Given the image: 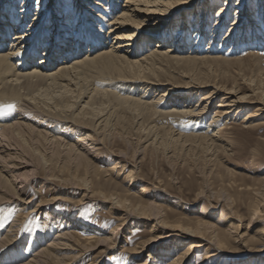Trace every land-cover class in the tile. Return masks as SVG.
Segmentation results:
<instances>
[{"label": "bare ground", "instance_id": "obj_1", "mask_svg": "<svg viewBox=\"0 0 264 264\" xmlns=\"http://www.w3.org/2000/svg\"><path fill=\"white\" fill-rule=\"evenodd\" d=\"M16 1L0 0V7L7 10L5 15L0 13V105H15L13 111L0 115V264H83L91 255L94 256L87 264H107L106 257L118 243V231L134 222L150 229L151 234L148 241L124 250L128 260L136 264H161V255L145 253L155 244L172 240L174 253L183 245L187 247L166 264H188L199 252L205 253V264H226L221 258L224 254L246 248L249 255L261 258L231 264H264V250L260 249L264 244V225L254 231L258 223L264 222V191L259 188L246 189L256 198L244 233L239 229L241 225L219 229L206 220L192 223L182 216L172 220L175 214L160 205L157 196L145 201L130 189L105 193L87 179H74L72 188L82 194L75 206L83 207L86 201L111 206L119 224L107 236L82 223L73 212L71 215L50 211L49 205L69 203L68 199L52 197L32 207L38 191L33 176L36 168L24 151L28 144L43 142L53 147L87 174L95 161L99 163L94 169L96 174L105 175L113 169H104L103 164H113L119 155L108 152L115 160L102 161L100 151L105 142L119 137V125L128 116L131 136L146 144L144 151L150 149L168 160L181 156L191 162L197 158L212 161L230 151L222 136L226 128L217 131L221 122L237 120L252 109L253 113L243 120L244 128L261 127L262 122L258 121L264 119V89L251 87L244 93L237 85L230 89L218 85L215 66L230 61L223 56L210 57L205 53V57H186L185 52L181 56V50L189 44L184 35L176 37L177 21L174 22V16L169 20L168 15L182 13H175L181 9L176 6L187 0H124L123 5L122 0H27L21 8ZM46 1L54 5L51 18V6L46 7ZM198 1L201 0H190L185 8L195 7ZM225 1L218 8L217 17L232 13L230 0ZM260 1L263 8L259 5L257 16L252 14L255 20L251 31L246 32V38L255 41L248 42L249 47L264 45L262 34L253 35L257 33V24L264 22V0ZM34 2L36 10L31 19ZM254 2L249 0V9H255ZM205 4L185 18L196 16V22L188 28L190 34L193 28L195 33H208L207 38L212 41L215 37L211 39L213 34L199 20L203 15L211 20L212 5ZM250 15L244 18L250 19ZM227 17L223 29L229 24ZM165 25L170 29L167 34L161 32ZM215 100L220 102L205 133L198 134L195 127L194 133L185 134L167 127L170 124L163 125L169 118L192 119L209 113ZM121 176L119 173L116 178ZM126 178L129 186L136 189L140 179L136 166ZM29 188L35 193L29 195ZM156 189L165 191L161 187ZM204 193L205 190L197 200L203 199ZM14 213L17 218L10 221L14 222L7 229L5 217L12 219L15 216L9 215Z\"/></svg>", "mask_w": 264, "mask_h": 264}, {"label": "rangeland", "instance_id": "obj_2", "mask_svg": "<svg viewBox=\"0 0 264 264\" xmlns=\"http://www.w3.org/2000/svg\"><path fill=\"white\" fill-rule=\"evenodd\" d=\"M26 1L27 0H17L16 3L21 4L17 7L21 8L27 3ZM189 1L190 0H187V3L185 4H188ZM14 2L15 0H11V3ZM216 2H218L217 5ZM230 2L229 8H231L230 11L232 13H230L228 17L224 14V18L222 16L217 17L218 15H216V12L221 5H225V0H201L192 8H185V4L176 6L181 9H177L175 13L180 12L181 10L182 13L168 15L169 20L174 16V22L177 21L174 23V25L176 24L174 30L176 37L184 35L185 42L189 44L188 47L181 50V56H183V53L185 52L184 56L186 55V57H201V55L202 57H205V55L210 57H215V55L216 57H224V59L226 58L230 61L219 63L215 66L216 75L214 77L217 79L215 80L218 85L226 86L229 89L234 87V85H237L243 89L244 93H247L248 89L251 87L253 89L260 87L261 90H263L264 45L262 47H249L247 45H249L250 42L255 43V41L246 38V35H248L246 32L253 25V21L255 20V18H252V14L257 11L259 5L263 8V4H260V0H255V9L251 10L248 8L249 0H230ZM204 3H206L205 5H212L211 20H209V16L207 15H205V17L203 15L199 20L202 21H200L201 26H204L205 28L208 27V31L214 35L211 37V39L215 37L212 41L207 38L208 33H206V35L201 31L195 33L193 28H190V34L188 28L196 22V16H193V14V17L185 18L187 14L190 15L193 10L198 9ZM44 4L46 7H49L48 5L51 6V18L54 5H51L48 1ZM123 4L124 0L120 1V5ZM31 7L32 13L29 16L33 19L34 10H36L35 2ZM1 12L5 15L7 10H3V7H0V13ZM247 14L250 15V19H248L249 16L244 18ZM255 15L257 16V13ZM226 17L228 18L229 24L223 29L222 27ZM164 27L161 32L166 34L170 32V29H167L166 25ZM56 30H58V27H56ZM249 30L251 31V29ZM258 30H261V32ZM254 31L257 33H254L253 35L262 34V37H264V22L257 24ZM201 34L204 35V37H202ZM197 36H199V38ZM244 38L246 40H244ZM197 39L199 40V43ZM159 45H161V43H159ZM232 45L234 46L232 47ZM197 51L201 52L198 53ZM227 51L231 53L229 54ZM94 54H96V52ZM56 68L57 65L55 66V69ZM250 80L254 82L251 83ZM197 97L201 99V96ZM219 102L220 100L214 101V104L211 107L212 110L210 109L209 113L206 112L207 115L203 114L197 118H185L180 120L169 118L165 120L163 125L167 126L170 124L167 127H172L173 130H179L185 134L194 133V131L198 132V134L205 133V128H208L210 125L209 123L213 119L212 117L216 110L215 106H217ZM251 113H253L252 109L242 113L237 120L221 122L217 131L226 128V130L222 131V136L230 151L227 155L224 153L219 154L215 159H212V161H208L206 158H197V160L191 162L190 159L181 156L177 160H168L160 154H155L150 149L144 151L143 147H145L146 144L133 140L135 137L131 136V128L129 126V120L131 118L128 116H125L126 118L119 125V137H117L116 140L112 141V139H110V141L105 142V147H102L100 151V155H102L103 158L102 161H110L111 159L115 160V158L109 156L108 152L119 155V158H116L117 160L115 162H111L113 164L104 165L102 163L104 169H113L109 170L105 175L96 174L94 169L98 167L99 163L95 161H93L94 163L91 166V172L87 174V172L84 171V168L78 170V167L73 160L67 159L64 155L57 154L53 147H50L43 142H36V145L28 144L24 147V151L27 156L26 159L34 166V168H36V173L34 172L35 174L33 176L35 179L34 184L36 185L35 190L38 191V193H36L37 195L34 197L35 201L32 207H35L42 201H48L52 199V197H60V199L63 198V200L68 199V201H70L69 203L59 201L55 205H49L50 211H52L53 214H64L66 212L71 214L73 212L74 216L85 225L102 231L105 234L111 232L119 224L115 220V213L113 214L111 206L101 203L99 204V202L94 203V201H86V204L83 205V207L75 206V203L82 198V194L78 195V191L72 188L75 186V180L87 179L91 182L93 187L100 189L105 193H123V191L130 189L133 190V193H138V196H141L145 201L151 200V196H157L161 199L158 203L163 207L170 209L172 213L175 214V216L172 217V220L178 219L179 216L190 220L192 223H196L199 220H206L215 223L219 229H226L231 224H233V227L241 225L242 227L239 228L240 231H242V233L247 232L248 225L252 218L251 207L256 196L253 193L248 192L246 189L247 187H251L259 188L261 191H264V182L262 181L264 180V119L261 118L258 121V123L262 122L260 128L245 129V123H243V120ZM195 127L198 128H196L197 131L194 130ZM208 132L212 133V130ZM121 135L123 137H120ZM127 136H131L130 140L126 139ZM123 166L126 167V170H123ZM133 166L137 167L138 176L140 178L136 181V189L129 186V179L126 178ZM229 170L236 172V174L233 175V173H229ZM119 173H122V176L117 179L116 175ZM106 174L111 175L110 177H105ZM157 187H161V189L165 191L157 190ZM30 190H32V188L27 189L29 195L35 193L34 190ZM204 190V194H206L205 197L197 200V196ZM1 215L0 212V217ZM9 217L13 218H4L7 223L6 225H8L6 226L7 229L14 222L10 221L17 218L15 213L9 215ZM263 225L264 222L258 223L254 231L259 230ZM24 229H27V225ZM118 232V243L115 250L106 257V263L136 264L134 263L135 261L128 260L129 256L124 253V250L133 249L139 244L148 241L151 238L150 229L142 228L134 222L121 228ZM34 234L36 235L38 233ZM104 236H107V234ZM172 241L162 245L155 244L149 252L145 254L156 253L161 255V257H163L161 264H166L175 256H179L187 247L186 245H183L178 253H174V250L171 248ZM260 249L264 250V244ZM247 251L248 249L246 248L241 252L227 253L221 258H223L224 263L226 264L239 261L242 262L249 258H261L260 256H257V254L251 256L249 255L250 252ZM93 256L94 255H91L83 264L90 262ZM204 259L205 253L199 252L192 257V260L188 264H205L206 262H203Z\"/></svg>", "mask_w": 264, "mask_h": 264}, {"label": "snow or ice", "instance_id": "obj_3", "mask_svg": "<svg viewBox=\"0 0 264 264\" xmlns=\"http://www.w3.org/2000/svg\"><path fill=\"white\" fill-rule=\"evenodd\" d=\"M14 109H15V105L14 104L0 105V115L9 113V112L13 111Z\"/></svg>", "mask_w": 264, "mask_h": 264}]
</instances>
